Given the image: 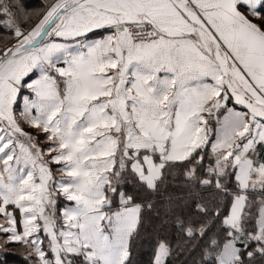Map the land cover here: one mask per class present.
Masks as SVG:
<instances>
[{"label": "snow or ice", "instance_id": "6c2138e0", "mask_svg": "<svg viewBox=\"0 0 264 264\" xmlns=\"http://www.w3.org/2000/svg\"><path fill=\"white\" fill-rule=\"evenodd\" d=\"M264 264V0H0V253Z\"/></svg>", "mask_w": 264, "mask_h": 264}, {"label": "trees", "instance_id": "16d2710c", "mask_svg": "<svg viewBox=\"0 0 264 264\" xmlns=\"http://www.w3.org/2000/svg\"><path fill=\"white\" fill-rule=\"evenodd\" d=\"M0 264H20V257L14 253V250L0 253Z\"/></svg>", "mask_w": 264, "mask_h": 264}]
</instances>
